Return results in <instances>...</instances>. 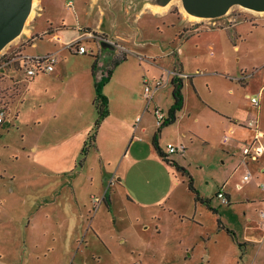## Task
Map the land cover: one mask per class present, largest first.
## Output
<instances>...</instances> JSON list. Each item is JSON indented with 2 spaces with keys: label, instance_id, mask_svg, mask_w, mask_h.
I'll return each mask as SVG.
<instances>
[{
  "label": "rangeland",
  "instance_id": "obj_1",
  "mask_svg": "<svg viewBox=\"0 0 264 264\" xmlns=\"http://www.w3.org/2000/svg\"><path fill=\"white\" fill-rule=\"evenodd\" d=\"M32 1H35L31 6L33 14L24 24L23 32L0 51V108H4L5 112V120L0 124V264L19 261L24 251L25 256L29 255L31 258L26 264H64V247L68 245V240L65 239L64 242L58 241L57 250L44 261H35L34 257H39L41 247L50 241L49 230L60 223L64 229L70 228L71 221L67 218L77 212V202L72 201L71 193L67 192L66 187L60 190L61 195L56 199L52 192V179H37V171L33 172L30 168L35 166L42 169L45 175H50L60 169L63 172L67 166L71 167L68 169L78 170L84 162L87 165L78 178L79 205L83 204L81 201L88 193L99 196L102 185L111 199L110 202L101 204L103 215L99 213L94 220L95 226H98L107 242L109 252L104 250V242L100 245L97 239L88 235L87 247L83 252L84 256H88L84 258L83 264H93L95 260L98 264H264V216H261L264 213V171L258 175L252 165L249 167L252 178L248 183L242 184L241 190L237 191L232 185L233 200L227 204L216 196V191L226 180L227 164L221 163V153L214 147L201 149L196 148V145L183 153L181 166L190 175L199 194L209 199L208 204L200 203L201 207L197 211L199 201L195 200V193L188 188V176L180 177L177 171V181L170 180L162 164L149 158L139 159L130 166L125 162L124 178L117 176L118 180H114L113 186L105 181L101 182L103 174L96 173L90 181L92 168L88 167L98 160L93 153L94 147L86 143L87 138L81 140L74 134L68 136L76 125L71 119L73 107L68 103L70 86L67 79L64 75L57 79L58 77H52L54 73L49 76V72L39 71L33 77V85L24 97L32 77L25 76L17 60L11 64L5 63L10 56L22 54L20 51L24 48L28 53H42L48 47H53L45 39L37 41L35 47L29 46L30 40L23 41L35 12L42 4L41 0ZM63 1L60 0L57 6L52 7V11L55 21L64 17V21L69 24L75 23L80 15L78 4L82 7L89 4V0H72L74 6L68 11ZM162 1L137 0L140 5H155L156 10L165 8L163 16H168L169 19H184L186 27L181 31V37L187 35L189 30L221 26L212 23L218 18L199 17L190 20L180 0H169L161 7L159 3ZM100 3L103 9L110 7L108 0H101ZM246 9L234 5L225 14L228 17L253 14ZM105 20L107 23L108 20ZM158 21L153 17L152 23L147 22L151 28L150 32L144 31L145 34H151V42L170 43L174 28H165L163 32L155 31L154 24ZM45 22L44 15L38 19V27H44ZM60 25L59 28L67 27L64 22ZM51 30L52 27L48 28V31ZM89 31V28L82 27L79 33ZM61 32L65 39L70 33L65 30ZM94 35L90 38L97 39L98 35ZM78 40L88 49L90 46L94 47L95 42L90 39L81 37ZM99 43L102 47L105 41L99 40ZM59 54L58 58L68 68L77 67L82 62V58L75 57L67 46L63 45ZM89 54L86 53L85 56ZM124 54L119 50L114 56L123 57ZM111 60L107 61L106 68ZM238 80L243 82V79ZM48 100L57 109L54 115L45 102ZM18 105L17 119L13 115L17 114ZM168 130L163 135L164 143L174 137ZM31 144H39L38 154L34 155L29 151ZM87 154L88 159L85 161ZM115 154L111 155L110 161L114 160ZM249 169L245 168V171ZM243 172L244 168L239 169L234 179L238 181ZM230 185L231 183L226 185L227 190ZM92 213L93 208L90 215ZM134 219L135 222L132 223ZM93 253L96 254L92 256ZM78 254L73 252L71 255L70 261L74 264L82 262V256Z\"/></svg>",
  "mask_w": 264,
  "mask_h": 264
},
{
  "label": "crops",
  "instance_id": "obj_2",
  "mask_svg": "<svg viewBox=\"0 0 264 264\" xmlns=\"http://www.w3.org/2000/svg\"><path fill=\"white\" fill-rule=\"evenodd\" d=\"M59 1L41 0L39 10L35 12V17L23 36V41H31L30 47H35L37 41L44 39L53 47H48L42 53H28L24 48L20 53L29 56L49 53L54 55L55 62L49 76L54 73L52 77L59 79L64 75L70 86L68 103L73 107L71 119L76 126L68 136L74 134L77 139L87 138L97 117L94 106V81L104 73L107 61L115 57L119 50L125 52L124 59L112 69L109 79L101 89L107 99L108 114L100 122L91 145L99 162L88 167L92 168L90 181L94 179L96 173L103 174L101 182L105 181L111 186L117 176L124 178L125 162L130 166L143 158L161 163L170 180L177 181L178 170L158 155L153 146L154 138L162 154L180 166L183 153H187L195 145L196 148L214 147L218 150L222 156L221 163L227 164L226 180L222 183V187H219L227 197V204L233 200L232 185L237 191L242 189L236 188L241 175L238 181L234 179L239 169L244 168V174L245 168L249 169L252 165L256 174L260 175L259 173L264 171V156L257 161L248 160L244 163L240 153L242 146L252 139L255 130L264 140V11L246 9L253 14L231 17L224 14L212 21L221 26L189 30L187 35L181 37L180 33L186 27L185 20L169 19L168 16H163L165 8L156 10L155 5L150 6L147 3L140 5L137 0H108L110 7L103 9L101 0H89V4L85 7L78 4L80 15L75 23L69 24L64 21V17L55 21L52 7L57 6ZM67 1L64 0L63 4L65 9L70 11L74 5L67 9ZM44 15L45 25L38 27V19ZM153 17L159 20L154 24L155 31L163 32L165 28H174L175 32L170 43L151 42V34L149 36L145 34L146 31L150 32L151 27L149 28L147 22L152 23ZM105 19L108 20L107 23ZM62 22L67 27L59 28ZM50 27H52L51 32L48 31ZM82 27L89 28L90 31L79 33ZM61 30L70 31L66 39ZM94 34L99 37L90 38L94 37ZM105 34L107 36H100ZM81 37L95 42L96 48L90 46L88 49L83 45L86 51L82 54L69 50L75 57L82 58V62L77 67L68 68L63 65L58 54L68 41ZM99 40L113 44L114 49L112 51L109 48L103 49ZM86 53L90 54L85 56ZM243 75L241 83L238 79ZM33 77L32 82L25 89L24 97L33 85ZM176 78L182 82V106L175 112V119L172 122L159 128L154 109H159L166 117L168 116V110L173 103L172 80ZM157 80L160 81V86L153 90L152 98L147 103L142 93L144 84L153 87ZM246 95L256 97L258 104L253 105ZM52 98L50 99L53 100ZM49 100L45 102L54 115L57 109ZM19 107L20 105L13 118L18 119ZM38 122L40 123L35 121ZM166 129H169L167 132L173 133L174 137L164 143L163 135ZM225 136L227 139H224ZM167 144L182 146L183 149L167 154ZM39 147V144H31L29 151L36 155L39 153ZM113 153H116L113 156L115 158L110 161ZM87 159L88 154L84 160ZM86 165L84 162L78 170L68 169L71 167L67 166L63 172L60 169L50 175H45L42 169L35 166L30 168L33 172L37 171V179L46 181L52 179V192L56 199L61 195L60 190L66 187L67 192L71 193L72 201L75 200L78 205L77 212L67 218L71 221L70 228L66 230L60 223L56 228L48 231L51 234L50 241L43 248L41 247L39 257H34L35 261H44L57 250L58 241L64 242L65 239L68 240V245L64 247L65 254L62 260L64 264H74L70 261L73 252L82 256V262L75 264H83L84 258L88 256L83 255L87 247L88 235L97 239L100 245L104 242L106 247L104 250L109 252L107 242L98 226H95L94 220L99 213L100 215L103 213L101 204L110 202L111 195L104 191L102 185L99 196L88 193V196L81 201L83 204L79 205L78 178ZM248 171L250 172V169ZM179 174L180 177L184 176L180 172ZM250 178H252L251 172ZM229 183L231 185L227 190L226 185ZM127 194L129 195L128 192ZM199 196L202 197L200 194ZM94 197L100 200L95 202ZM200 203L202 202L197 203L196 211L201 207ZM92 208L93 213L90 215ZM131 222H135V219ZM132 223L131 225H134ZM24 253L25 251L19 261L8 264H26L31 261L29 255L25 256ZM95 254L93 253L92 256ZM93 264H98V261L95 260Z\"/></svg>",
  "mask_w": 264,
  "mask_h": 264
},
{
  "label": "built area",
  "instance_id": "obj_3",
  "mask_svg": "<svg viewBox=\"0 0 264 264\" xmlns=\"http://www.w3.org/2000/svg\"><path fill=\"white\" fill-rule=\"evenodd\" d=\"M66 5L68 8H70L72 6V0H68L66 2ZM66 46L68 47L69 50H71L74 53L82 54L85 53L86 51L85 47L82 44H80L78 39L71 40L66 44ZM14 60L18 61L19 67L26 77H33L37 73H39V71H43V72L52 71L55 62V57L51 53L44 54L41 56L16 54V56L15 55L10 56L5 63L11 64ZM243 77L244 75L240 76L241 79H243ZM159 86H160V81L158 80L155 82V86L153 87L148 85L147 83L144 84L142 93L147 103H149L152 98L153 90ZM246 97L250 100V102L253 105L258 104V100L256 97H250L249 95H246ZM3 109L0 108V124L3 123V121L5 120V112ZM154 115L158 126L161 125L163 120L166 118L165 114L159 109H154ZM224 139H227V136H225ZM182 149H183L182 146H174L172 144H167V154L176 153L182 151ZM240 153L242 156V161L244 163L247 162L248 160L257 161L260 157H263L264 140L262 139V135L255 130L252 139L248 143L242 146ZM249 179H250V172L246 170V172L242 175L240 182L236 184V188L240 189L242 183L247 182ZM216 196L222 202L224 203L228 202L227 197L222 189L218 190ZM94 201L98 202V198H95ZM261 216H264L263 212L261 213Z\"/></svg>",
  "mask_w": 264,
  "mask_h": 264
},
{
  "label": "water",
  "instance_id": "obj_4",
  "mask_svg": "<svg viewBox=\"0 0 264 264\" xmlns=\"http://www.w3.org/2000/svg\"><path fill=\"white\" fill-rule=\"evenodd\" d=\"M169 0H163L164 5ZM188 14L202 18H216L224 15L234 5L264 11V0H180ZM32 0H0V51L17 37L31 11ZM105 41V40H103ZM104 46V47H103ZM114 49L113 44L105 41L102 48Z\"/></svg>",
  "mask_w": 264,
  "mask_h": 264
},
{
  "label": "trees",
  "instance_id": "obj_5",
  "mask_svg": "<svg viewBox=\"0 0 264 264\" xmlns=\"http://www.w3.org/2000/svg\"><path fill=\"white\" fill-rule=\"evenodd\" d=\"M123 59H124V56L123 57H117V56L113 57L111 62H110V65L105 69L104 73L99 78H96L94 81V88H95L94 106L96 109L97 117L94 121L93 127L91 128V130L87 136L86 143L88 144V146H91L93 144V142L95 140V134H96V131L98 129V126H99L100 122L104 119V117H106L108 114L107 99L101 92L102 86L109 79L111 72H112V69ZM172 85H173V88H172L173 103H172L170 109L168 110V114H167L168 116L163 120L162 124L159 125V128L162 125H165V124L172 122L175 119V112L178 109H180V107L182 106V102H183V96H182V92H181L182 82H181V80L176 78V79L172 80ZM159 128H158V131H159ZM153 146H154L156 152L158 153V155L160 157H162L163 160H165L169 164L173 165L181 174L188 176V178H189L188 188L195 193V197H194L195 200L202 202V203H205V204H208L209 199L199 196L197 190L194 188V186L192 184L191 177H190V175H188L186 169L184 167L178 165L176 162L167 159L166 156L163 155L162 152L159 150V147L157 146L155 138L153 139ZM86 151H87V148H85V152ZM218 222H219V220H218Z\"/></svg>",
  "mask_w": 264,
  "mask_h": 264
},
{
  "label": "bare ground",
  "instance_id": "obj_6",
  "mask_svg": "<svg viewBox=\"0 0 264 264\" xmlns=\"http://www.w3.org/2000/svg\"><path fill=\"white\" fill-rule=\"evenodd\" d=\"M32 4L34 5V4H35V1H34V3H33V1H32ZM32 12H33V11H30V13H29V15H28V17H27V19H26V21H25L24 24H26L27 20L32 16V14H33ZM183 13H184V12H183ZM187 16L189 17L190 20L199 19V17H197V16H195V15L188 14ZM188 17H187V18H188ZM23 30H24V29H22L21 33L23 32Z\"/></svg>",
  "mask_w": 264,
  "mask_h": 264
}]
</instances>
